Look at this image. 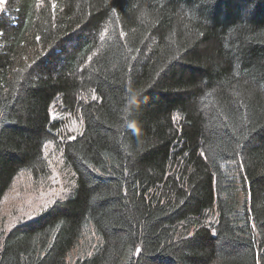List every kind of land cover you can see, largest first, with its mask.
I'll return each instance as SVG.
<instances>
[{
    "label": "trees",
    "instance_id": "1",
    "mask_svg": "<svg viewBox=\"0 0 264 264\" xmlns=\"http://www.w3.org/2000/svg\"><path fill=\"white\" fill-rule=\"evenodd\" d=\"M0 264H264V0H0Z\"/></svg>",
    "mask_w": 264,
    "mask_h": 264
},
{
    "label": "rangeland",
    "instance_id": "2",
    "mask_svg": "<svg viewBox=\"0 0 264 264\" xmlns=\"http://www.w3.org/2000/svg\"><path fill=\"white\" fill-rule=\"evenodd\" d=\"M14 193H16L14 190H13V192H12V194L11 195H13ZM9 199V198H8ZM8 199L6 200V201H3L2 202V210L3 211H5V212H7V211H9L10 209H11V205L10 204H12L13 203V199L11 200V198H10V200L8 201ZM11 201V202H10ZM10 202V203H9ZM13 206H14V204H13Z\"/></svg>",
    "mask_w": 264,
    "mask_h": 264
}]
</instances>
